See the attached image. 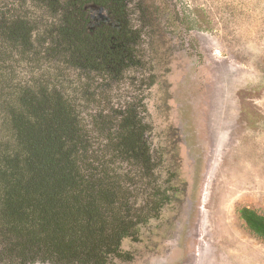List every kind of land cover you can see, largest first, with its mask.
<instances>
[{"label": "trees", "instance_id": "1", "mask_svg": "<svg viewBox=\"0 0 264 264\" xmlns=\"http://www.w3.org/2000/svg\"><path fill=\"white\" fill-rule=\"evenodd\" d=\"M133 1L3 0L0 262L128 260L123 242L171 202L144 102L107 101L126 72L143 68ZM239 213L264 242V216Z\"/></svg>", "mask_w": 264, "mask_h": 264}, {"label": "rangeland", "instance_id": "2", "mask_svg": "<svg viewBox=\"0 0 264 264\" xmlns=\"http://www.w3.org/2000/svg\"><path fill=\"white\" fill-rule=\"evenodd\" d=\"M130 11L143 68L107 101L144 102L172 200L112 264H264L239 213L264 216V0H134Z\"/></svg>", "mask_w": 264, "mask_h": 264}]
</instances>
